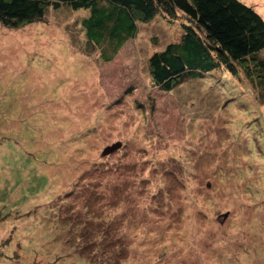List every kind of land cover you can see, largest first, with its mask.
<instances>
[{"label":"rangeland","instance_id":"374dc122","mask_svg":"<svg viewBox=\"0 0 264 264\" xmlns=\"http://www.w3.org/2000/svg\"><path fill=\"white\" fill-rule=\"evenodd\" d=\"M88 13L0 23V264H264L259 89L219 71L163 92L149 59L182 19L103 62Z\"/></svg>","mask_w":264,"mask_h":264},{"label":"trees","instance_id":"16d2710c","mask_svg":"<svg viewBox=\"0 0 264 264\" xmlns=\"http://www.w3.org/2000/svg\"><path fill=\"white\" fill-rule=\"evenodd\" d=\"M61 5L89 10L80 21L83 51H99L103 62L136 38L140 23L158 15L172 23L181 18V39L150 56L155 86L171 92L188 79L242 71L264 99V18L241 0H0V23L17 28Z\"/></svg>","mask_w":264,"mask_h":264},{"label":"water","instance_id":"95a60500","mask_svg":"<svg viewBox=\"0 0 264 264\" xmlns=\"http://www.w3.org/2000/svg\"><path fill=\"white\" fill-rule=\"evenodd\" d=\"M114 147H108L106 150H105V153H110L111 151H113Z\"/></svg>","mask_w":264,"mask_h":264}]
</instances>
